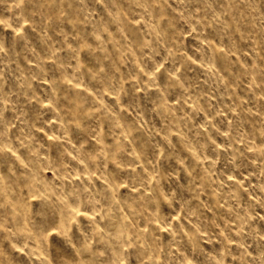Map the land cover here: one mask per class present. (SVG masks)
<instances>
[{
  "label": "rangeland",
  "instance_id": "1",
  "mask_svg": "<svg viewBox=\"0 0 264 264\" xmlns=\"http://www.w3.org/2000/svg\"><path fill=\"white\" fill-rule=\"evenodd\" d=\"M0 264H264V0H0Z\"/></svg>",
  "mask_w": 264,
  "mask_h": 264
}]
</instances>
